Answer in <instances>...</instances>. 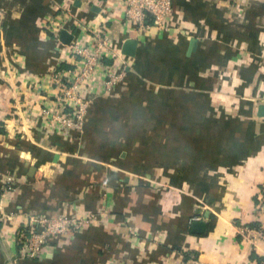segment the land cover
<instances>
[{
  "label": "crops",
  "instance_id": "0c3cea01",
  "mask_svg": "<svg viewBox=\"0 0 264 264\" xmlns=\"http://www.w3.org/2000/svg\"><path fill=\"white\" fill-rule=\"evenodd\" d=\"M125 7L0 0V264H261L264 242L244 229L264 186V0H173L160 30ZM67 11L65 38L105 24L129 64L78 137L40 116L52 71L73 66L46 27ZM75 213L99 219L53 237L42 259L17 258L28 214Z\"/></svg>",
  "mask_w": 264,
  "mask_h": 264
},
{
  "label": "built area",
  "instance_id": "2783aa9c",
  "mask_svg": "<svg viewBox=\"0 0 264 264\" xmlns=\"http://www.w3.org/2000/svg\"><path fill=\"white\" fill-rule=\"evenodd\" d=\"M126 19L136 27L166 29L173 14V0H126ZM60 17L59 18H57ZM50 21V30L59 42L58 48L65 49V61L70 68L57 66L51 74L56 89L54 101L41 107V117L48 131L70 136L82 131L88 103L95 98L94 88L103 87L107 96L110 89L127 74L128 61L119 59L114 51L107 25L98 23L86 27L78 36L72 35L68 42L63 39V29L70 21L64 13ZM65 26V28H64ZM112 65L107 59L114 58ZM117 58V59H116ZM252 227H245L246 239L264 242V186L257 195ZM9 218V217H8ZM99 216L95 213L72 215L28 214L26 221L14 228L18 241V259L38 260L44 257L53 237L68 236L89 227ZM2 247L0 239V248ZM264 264V261L261 263Z\"/></svg>",
  "mask_w": 264,
  "mask_h": 264
},
{
  "label": "water",
  "instance_id": "95a60500",
  "mask_svg": "<svg viewBox=\"0 0 264 264\" xmlns=\"http://www.w3.org/2000/svg\"><path fill=\"white\" fill-rule=\"evenodd\" d=\"M63 39H64V41L68 42L69 40L72 39V36L70 38H68V37L65 38L63 35ZM136 45H137L136 41H132V40L128 41L125 45L124 52H126L127 54H130V55H135ZM261 114L264 115V106L261 107ZM192 227H193L194 232L204 233L207 231L208 224L205 221L194 220V222L192 223Z\"/></svg>",
  "mask_w": 264,
  "mask_h": 264
},
{
  "label": "rangeland",
  "instance_id": "374dc122",
  "mask_svg": "<svg viewBox=\"0 0 264 264\" xmlns=\"http://www.w3.org/2000/svg\"><path fill=\"white\" fill-rule=\"evenodd\" d=\"M68 10V9H67ZM69 15H71L70 13H69V11H67V13H66V15H65V17L66 18H69ZM56 16L57 15H55V16H51V17H49V18H47L46 20H47V24H46V27L49 29L50 28V21L51 20H53L54 22H55V20H56ZM57 21V20H56ZM90 26V25H89ZM88 26V27H89ZM90 27H94L93 25H91ZM111 95V93H109L108 92V94H107V96L106 95H104V94H102L101 96L98 94L97 96H96V98L98 99H100V98H102V97H105V99H107V97L109 96V97H111L110 96ZM95 98H91V101L88 103V106H87V113H88V109L90 108V106L95 102ZM87 113H86V115H85V118H84V125H85V121H86V116H87ZM2 122V121H1ZM83 129H84V127H83ZM83 131V130H82ZM82 131H76V132H74L73 133V135H71V137H73V136H77L78 137V135H77V133H80V132H82Z\"/></svg>",
  "mask_w": 264,
  "mask_h": 264
}]
</instances>
